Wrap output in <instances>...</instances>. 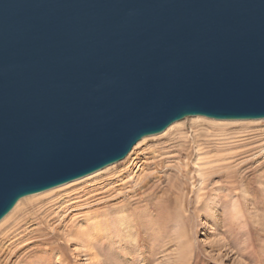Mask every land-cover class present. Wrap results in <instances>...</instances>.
I'll return each mask as SVG.
<instances>
[{"label": "water", "instance_id": "95a60500", "mask_svg": "<svg viewBox=\"0 0 264 264\" xmlns=\"http://www.w3.org/2000/svg\"><path fill=\"white\" fill-rule=\"evenodd\" d=\"M193 116L264 119V0H0V221Z\"/></svg>", "mask_w": 264, "mask_h": 264}, {"label": "rangeland", "instance_id": "374dc122", "mask_svg": "<svg viewBox=\"0 0 264 264\" xmlns=\"http://www.w3.org/2000/svg\"><path fill=\"white\" fill-rule=\"evenodd\" d=\"M196 122L179 121L66 191L22 199L0 225V264H264V119L221 127ZM195 147L212 165L197 203ZM215 188L216 222L198 218ZM71 202L73 212L63 217ZM93 223L100 228L88 250L76 241L77 229Z\"/></svg>", "mask_w": 264, "mask_h": 264}, {"label": "bare ground", "instance_id": "6f19581e", "mask_svg": "<svg viewBox=\"0 0 264 264\" xmlns=\"http://www.w3.org/2000/svg\"><path fill=\"white\" fill-rule=\"evenodd\" d=\"M196 119V123L203 124V123H207L210 125H214V126H218L221 127L224 124H233L232 122H237L238 124H249V123H257L258 120L260 119H256V120H223V119H214V118H208L205 116H193ZM187 118V117H186ZM185 119V118H184ZM183 120V119H182ZM181 121V120H180ZM179 123V121L172 123L170 126H168L162 133L159 134H155V135H151V136H146L144 138H142L132 149L131 151L128 153V155L132 152H134V150L139 147L141 145L142 142H144L147 138H151V137H156L158 135H162V134H168L170 133L174 128L175 125ZM236 124V123H235ZM201 126V125H200ZM193 137V136H192ZM196 148V147H195ZM196 154H197V158L194 161V168H195V172L197 175V182L196 184H194V186H192L194 188L193 193L195 196V202H199L200 201V197L204 192V188L206 186V173L207 171H209L211 169V162L208 159H205L204 156L202 157V152L199 149V147L196 148ZM127 155V156H128ZM195 156V155H194ZM116 163L110 164L106 167H104L103 169H100L96 172H93L91 174H88L82 178H78L76 180H73L71 182L59 185L57 187H54L52 189L46 190L44 192H40L37 194H33V195H29L26 197H31V196H35V195H45L50 193V191H66V189H68V187H71L72 184L78 182V181H86L84 179H87L90 176H94V174L102 171V170H108V167H113V165H115ZM107 168V169H106ZM209 173V172H208ZM220 188H215L212 189L209 194L204 198V201L201 203V206H199L198 208V218H200V215H204L205 218L211 219L212 221L216 222V215L215 212L212 208V206L215 204V206L217 205L216 203L219 201V193H220ZM245 192L243 191V194ZM242 196V195H241ZM24 197V198H26ZM22 198V199H24ZM20 199L16 205L14 206V208L11 210V212H13L19 205L20 201L22 200ZM236 200V199H235ZM237 201V200H236ZM232 203V216L234 220H241V218L243 217V213L242 210L240 209V206L237 204V202ZM219 203V202H218ZM74 202L68 203L66 206H64L62 209L64 210V216L63 217H68L70 216V214L73 212L74 209L73 205ZM199 204V203H198ZM10 212V213H11ZM9 213V214H10ZM125 211H122L121 216L125 217ZM9 214L6 215L1 221H0V225L5 221V219H7L9 217ZM203 217V218H204ZM200 220V219H199ZM205 226L207 225L205 221L201 220L200 221V226ZM100 227H98L96 224L93 223V225H91V227L89 228L88 231H84L83 228H81V226L79 227V229H77V235H76V241L78 242L79 245L84 246V243L86 244L85 247L89 250V248H91L92 243H93V239L95 236L96 231L99 230ZM1 229V228H0ZM79 230V231H78ZM182 234V233H181ZM180 234V235H181ZM118 235V234H117ZM116 235V236H117ZM185 235V234H184ZM113 236V235H112ZM52 238V237H51ZM95 240V239H94ZM185 241V240H184ZM182 241V243L184 242ZM184 244V243H183ZM192 245L190 242H185V246L182 248L184 251L182 252L183 258H189L191 256V249ZM182 251V250H181ZM180 252V251H179ZM181 256V255H180ZM58 264H61V261L58 262Z\"/></svg>", "mask_w": 264, "mask_h": 264}]
</instances>
